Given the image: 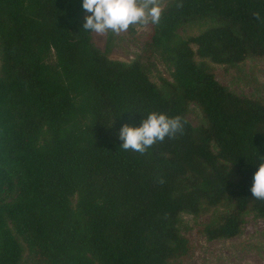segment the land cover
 <instances>
[{
    "label": "trees",
    "instance_id": "16d2710c",
    "mask_svg": "<svg viewBox=\"0 0 264 264\" xmlns=\"http://www.w3.org/2000/svg\"><path fill=\"white\" fill-rule=\"evenodd\" d=\"M178 2L147 25L148 53L172 66L161 88L138 60L92 44L82 0H0V264H183L182 214L223 207L200 230L210 241L238 236L247 213L264 221L250 191L264 163V103L206 65L264 58V0ZM203 21L214 25L178 37ZM151 112L179 115L183 133L125 151L121 128Z\"/></svg>",
    "mask_w": 264,
    "mask_h": 264
},
{
    "label": "rangeland",
    "instance_id": "374dc122",
    "mask_svg": "<svg viewBox=\"0 0 264 264\" xmlns=\"http://www.w3.org/2000/svg\"><path fill=\"white\" fill-rule=\"evenodd\" d=\"M173 0H160L162 10ZM90 15L86 11L82 22ZM214 24L209 21L189 23L178 29L180 39L198 35ZM132 30L114 35L108 43L110 32L97 34L91 32V42L101 52L114 61L130 64L138 60L149 79L161 88L162 80L172 82V66L159 51L148 53L145 42L150 33L147 26H132ZM196 62L201 61L196 58ZM215 79L232 93L264 103V58L251 57L235 66L216 65L206 62ZM193 127L204 123L199 108L190 104L186 113ZM223 207L205 209L199 215L182 214L180 232L190 242L191 252L182 260L183 264H264V221L252 213L244 215L241 233L230 239L207 240L200 230L216 222L219 214L225 213ZM24 250V259L26 250Z\"/></svg>",
    "mask_w": 264,
    "mask_h": 264
},
{
    "label": "clouds",
    "instance_id": "9594fccd",
    "mask_svg": "<svg viewBox=\"0 0 264 264\" xmlns=\"http://www.w3.org/2000/svg\"><path fill=\"white\" fill-rule=\"evenodd\" d=\"M176 6H183L181 0ZM82 7L90 13L83 24L85 31L114 35L127 32L136 25H158L163 11L160 0H82ZM183 130L184 122L179 115L169 117L165 113L151 112L139 127L125 124L119 138L125 151L143 155L156 142H162L165 137L175 138ZM159 183L163 184L164 180L160 179ZM250 191L253 198L264 200V163L254 173Z\"/></svg>",
    "mask_w": 264,
    "mask_h": 264
}]
</instances>
